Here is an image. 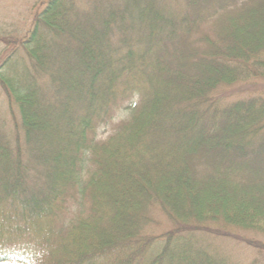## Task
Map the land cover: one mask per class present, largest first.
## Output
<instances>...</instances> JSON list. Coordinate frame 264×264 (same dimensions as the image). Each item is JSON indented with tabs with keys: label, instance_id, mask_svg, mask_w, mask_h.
Returning a JSON list of instances; mask_svg holds the SVG:
<instances>
[{
	"label": "trees",
	"instance_id": "1",
	"mask_svg": "<svg viewBox=\"0 0 264 264\" xmlns=\"http://www.w3.org/2000/svg\"><path fill=\"white\" fill-rule=\"evenodd\" d=\"M34 1L0 35V264H264V0Z\"/></svg>",
	"mask_w": 264,
	"mask_h": 264
},
{
	"label": "rangeland",
	"instance_id": "2",
	"mask_svg": "<svg viewBox=\"0 0 264 264\" xmlns=\"http://www.w3.org/2000/svg\"><path fill=\"white\" fill-rule=\"evenodd\" d=\"M34 2V0H0V25L2 26L0 27V35L5 34L4 32L7 31L9 25L19 23L21 18L29 13L28 8ZM74 239L80 242L81 235L77 233ZM73 243L77 244L75 240H73ZM246 255L247 251L244 250V246L241 244L226 243L221 248L220 259H224L226 264H240L246 260Z\"/></svg>",
	"mask_w": 264,
	"mask_h": 264
}]
</instances>
